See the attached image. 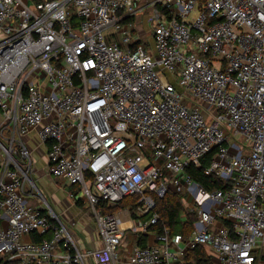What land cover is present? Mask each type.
I'll return each mask as SVG.
<instances>
[{"label":"built area","instance_id":"built-area-1","mask_svg":"<svg viewBox=\"0 0 264 264\" xmlns=\"http://www.w3.org/2000/svg\"><path fill=\"white\" fill-rule=\"evenodd\" d=\"M0 115V264H115L169 189L196 215L190 234L164 228L125 264H192L199 246L214 264L264 260V0H0ZM31 132L101 246L79 248L40 199ZM210 152L223 188L185 172ZM130 196L149 217L124 228L130 208L110 210Z\"/></svg>","mask_w":264,"mask_h":264},{"label":"crops","instance_id":"crops-1","mask_svg":"<svg viewBox=\"0 0 264 264\" xmlns=\"http://www.w3.org/2000/svg\"><path fill=\"white\" fill-rule=\"evenodd\" d=\"M145 43H150L149 38L143 39ZM28 148L31 150L32 160V174L31 178L35 181L39 190L40 199L43 197V202H46V206L52 210L59 219L66 224L73 232L75 241L81 249L97 248L101 246V241L97 236L95 223L89 213L86 204L79 200L77 197L71 196V187L57 178L50 176L46 169V151L44 147L38 144L35 132L29 133L23 138ZM47 176V177H46ZM46 178V179H43ZM40 202L36 206H39ZM125 221L123 227L126 228L130 225L137 226V220L139 218L129 217L123 218ZM27 239L29 237H26ZM142 239V241H140ZM155 241V232L149 231L146 234H142L138 231L127 230L121 240V244L117 249L118 258L115 260V264H125V261L130 256L132 248L136 245L143 246L151 244ZM142 242V243H141ZM86 264H97L91 258L85 260ZM258 264H264V260Z\"/></svg>","mask_w":264,"mask_h":264},{"label":"trees","instance_id":"trees-1","mask_svg":"<svg viewBox=\"0 0 264 264\" xmlns=\"http://www.w3.org/2000/svg\"><path fill=\"white\" fill-rule=\"evenodd\" d=\"M72 19L74 25H76L75 17L73 16ZM212 154L213 152H210L202 157L200 166L189 165L185 169V172L193 177L200 186L208 190L224 187L223 181L220 178L213 175H206L204 173V169L206 168ZM76 189L75 186L71 187V192L74 193ZM132 198H135L134 202L126 203L124 206L130 208L133 219L139 218L141 220H146V218L149 217V214L136 216L133 212L134 204L137 200L136 196L124 198L117 206L111 208V210L119 209L122 202ZM79 200L81 199H77V202H79ZM154 211L158 214L159 220L156 224L150 226L148 230L155 232V234L161 233L164 228H167L169 229L170 234L180 233L183 237H187L192 229V223L196 219V215L193 212L185 210L182 204V196L171 189L167 190L162 198H155ZM182 213L185 215L184 218H182ZM45 236L48 237V235ZM38 238L40 237L36 235L32 237L33 240H38ZM140 241H142V239ZM185 259L192 264H214L208 257L206 250L200 246L190 250L185 256Z\"/></svg>","mask_w":264,"mask_h":264},{"label":"rangeland","instance_id":"rangeland-1","mask_svg":"<svg viewBox=\"0 0 264 264\" xmlns=\"http://www.w3.org/2000/svg\"><path fill=\"white\" fill-rule=\"evenodd\" d=\"M143 38L144 39H146L147 38V36L144 34L143 35ZM2 127H3V120H2V117H1V115H0V140H1V142H2V144L4 145V146H6V147H8V145H9V138H10V136H9V134H8V132H6V131H4V130H2ZM31 172H30V174H29V176L31 177ZM47 177V176H46ZM43 179H46V178H43ZM37 185H39V187H40V183L39 184H37ZM42 186V185H41ZM134 199L135 198H132V199H129V200H126V201H124V202H122L121 204H120V208L119 209H123V208H125V207H128V206H124V205H126V203H133L134 202ZM182 199H183V206H184V208H185V198H183L182 197ZM28 204L29 205H31V206H36L37 205V203L39 202V197L37 198V197H35V196H32V197H29L28 198ZM47 207V206H46ZM47 209H48V207H47ZM119 209H117V210H119ZM110 211H116V209H113V210H110Z\"/></svg>","mask_w":264,"mask_h":264}]
</instances>
